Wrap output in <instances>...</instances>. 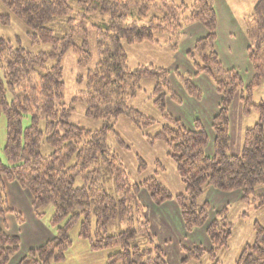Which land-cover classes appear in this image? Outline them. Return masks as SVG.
<instances>
[{
  "label": "trees",
  "instance_id": "16d2710c",
  "mask_svg": "<svg viewBox=\"0 0 264 264\" xmlns=\"http://www.w3.org/2000/svg\"><path fill=\"white\" fill-rule=\"evenodd\" d=\"M10 12L30 29L32 46L50 45V51L34 53L19 42L0 39V116L7 118L5 155L0 158V216L6 207V183H18L29 190L39 217L53 206L52 225L56 236L39 248L31 249L18 264H54L65 260L72 246L70 230L80 226V237L89 241L93 251L116 249L107 264H168L164 249L156 244L150 230L147 210L140 203L146 190L151 201L161 206L169 201L178 204L186 230L206 229L212 242L210 250L185 248L181 264H220L219 254L229 250L233 224L227 207L209 223L211 204L205 196L211 189L224 194L241 192V202L264 209V102L254 95L264 81V0H256L253 24L247 29V57L253 77L245 83L236 68L224 66L216 50L218 15L213 0H195L191 6L172 0H1ZM108 18V19H107ZM11 16L0 15L9 24ZM200 23L206 35L198 39L187 58L193 75H176L186 93L203 100L194 78L206 76L221 97L212 119L214 154L206 153L209 134L200 119L193 128L174 117L167 103L183 105L175 92L171 72L152 64L130 69L123 43L142 45L165 43L179 49L184 29ZM92 37L99 54L94 69H88L94 55ZM77 57V65L87 69L79 76L85 90L71 102H65L62 60L68 51ZM152 79L156 85L151 100L164 125L148 142H163L176 164L185 191L173 195L157 178L131 183L121 158L108 144L120 117L125 116L145 131L156 124L129 105L142 90L141 84ZM239 95L246 117L253 113L258 121L244 131L240 154H230L232 146L231 109ZM86 106L85 115L102 121L99 130L82 128L71 122L76 105ZM30 119L26 128L23 122ZM42 143L53 151L41 152ZM139 172L146 163L138 158ZM78 181L82 186H78ZM114 225L117 233L110 228ZM255 241L246 244L235 264H264V227L254 225ZM20 249V239L0 227V264H8Z\"/></svg>",
  "mask_w": 264,
  "mask_h": 264
},
{
  "label": "rangeland",
  "instance_id": "374dc122",
  "mask_svg": "<svg viewBox=\"0 0 264 264\" xmlns=\"http://www.w3.org/2000/svg\"><path fill=\"white\" fill-rule=\"evenodd\" d=\"M160 1V0H156ZM178 4L184 3L191 6L195 0H172ZM219 19L218 26V49L221 53L223 64L227 68H236L242 75L244 82L250 83L253 77L252 67L247 58L248 39L247 29L253 24V11L256 0H213ZM0 15H9V24L0 22V39L9 40L30 50L34 53L50 51V45L32 46L29 39L30 29L24 22L14 16L0 0ZM108 19V18H107ZM206 35L204 26L200 23L188 25L184 29V36L180 40L179 49L173 51L165 43H145L142 45H128L123 43L128 53L130 69L140 65L152 64L171 72L170 81L175 92L182 98L183 105H177L168 101L169 112L176 118L181 119L188 128H193L194 121L200 119L206 128L210 143L206 153L214 154V133L212 130V119L219 109L221 97L216 93L213 83L206 76L194 78V83L203 93V100L196 101L190 97L183 88L181 81L176 75L178 70L184 76L193 75V66L187 58V52L192 50L195 42ZM95 37H92L91 50L94 60L88 69H94L99 62V54L95 47ZM217 44V43H216ZM219 53V52H218ZM220 55V54H219ZM226 56V57H225ZM220 57V58H221ZM224 57V58H223ZM65 83V102L69 103L80 92L85 90V83L79 84V76L86 77L87 69L77 65V57L70 50L62 60ZM156 85L152 79L142 82V90L132 99L129 105L146 116L154 118L157 122L154 126L143 131L135 126L128 118L122 116L115 126L116 133L120 136L126 146H122L114 135L109 136L108 144L121 158L129 174L131 183H142L150 178H157L173 195L185 191L184 185L178 175L176 164L168 155V148L163 142L151 144L145 135L155 136L164 125L159 111L151 100V94ZM256 103L264 102V81L254 95ZM76 113L71 119L73 124L89 130H99L103 127L102 121L89 119L85 115L86 106L83 103L76 105ZM232 121V146L230 154H240L243 147L244 131L252 127L258 121V115L253 113L246 117L243 114V105L236 97L231 109ZM30 119L23 122L24 128L29 126ZM7 143V118L4 114L0 116V158L7 165L5 146ZM53 149L46 143H42L43 155L51 154ZM141 158L147 166L144 173L139 172V160ZM78 186L82 183L78 181ZM259 194H264V187L258 189ZM214 193V194H212ZM6 207L9 209L0 216V227L8 233L18 236L20 249L8 264H18L26 257L31 249L39 248L56 236V227L52 225L54 214L53 206L42 210L43 216L39 217L33 207V197L29 190L20 184L6 183ZM241 192L224 194L211 189L205 196L211 206L209 223L214 221L217 214L227 207L229 219L233 224V236L229 243V250L219 254L220 264H235L242 249L246 244L255 241L254 225L259 223L264 227V209H256L254 204L246 205L241 202ZM140 203L147 210L150 219V230L155 236L156 244L161 246L167 254L168 264H181L185 248H201L210 250L212 242L206 233V229H195L189 233L186 230L181 217L179 206L174 201H169L156 206L152 203L149 193L144 190L140 195ZM112 233L118 229L112 225ZM80 226L76 225L70 230L72 246L65 253V260L54 264H107L108 256L116 249L93 251L88 240L80 237ZM195 264V263H194ZM202 264H211L205 257Z\"/></svg>",
  "mask_w": 264,
  "mask_h": 264
},
{
  "label": "crops",
  "instance_id": "0c3cea01",
  "mask_svg": "<svg viewBox=\"0 0 264 264\" xmlns=\"http://www.w3.org/2000/svg\"><path fill=\"white\" fill-rule=\"evenodd\" d=\"M218 26H219V19H218ZM203 37V36H202ZM218 41H219V37H218V40H217V44H216V46L218 45ZM217 49H218V46H217ZM218 52H219V54H220V57H221V53H220V51L218 50ZM226 57V56H225ZM224 58V57H223ZM248 58V57H247ZM221 59H222V57H221ZM222 62H223V60H222ZM202 76V75H201ZM212 194H214V193H212Z\"/></svg>",
  "mask_w": 264,
  "mask_h": 264
}]
</instances>
